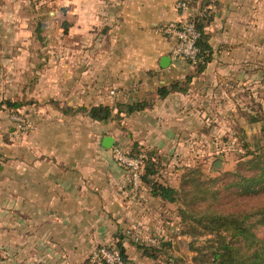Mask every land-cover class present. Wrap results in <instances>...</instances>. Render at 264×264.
I'll return each instance as SVG.
<instances>
[{
    "label": "crops",
    "instance_id": "obj_1",
    "mask_svg": "<svg viewBox=\"0 0 264 264\" xmlns=\"http://www.w3.org/2000/svg\"><path fill=\"white\" fill-rule=\"evenodd\" d=\"M178 1L52 0L67 10L71 25L65 49L8 53L2 47L0 102L21 103L18 114L33 128L19 130L0 109L1 263L91 264L101 245L120 243L139 264L144 256L134 248L137 241L164 244L174 229L181 238L173 204L145 184L134 191L130 173L114 160V146L103 139L112 136L126 149L137 145L164 160L197 130L192 118L204 119L200 80L208 69L223 68L234 87H261L264 0H211L205 30L216 65L200 74L188 61H173L175 39L159 30L179 20ZM176 82L184 88L159 95ZM144 101L150 105L120 119L116 108L108 121L88 112ZM158 180L175 187L169 177Z\"/></svg>",
    "mask_w": 264,
    "mask_h": 264
},
{
    "label": "rangeland",
    "instance_id": "obj_2",
    "mask_svg": "<svg viewBox=\"0 0 264 264\" xmlns=\"http://www.w3.org/2000/svg\"><path fill=\"white\" fill-rule=\"evenodd\" d=\"M51 1L0 0V50L3 46L8 53L13 49H65L67 35L72 30L67 10L61 8V5L58 8L53 7ZM27 58L28 55L23 53L21 59L26 61ZM211 65L216 64L208 63V66ZM211 70L214 69H208L206 77L200 78L203 99L199 102L203 121L195 122L192 118L189 125H198L197 130L182 137L180 150L169 153L161 160V177L171 178L182 194L181 200L173 204L177 215L179 208L185 207V188L189 186L184 181L186 175L190 174L195 180L226 178L229 173L235 172L237 164L248 149L264 147V82L261 87L256 83L234 87L228 82L223 68ZM254 230L258 236L264 237V225H259ZM177 232L174 229L163 238L167 240L164 244L168 248L159 252L157 259L143 255L144 257L140 256L139 264H176L178 260L191 261L194 256L193 244L204 243L209 238L201 236L196 240L183 234L179 238ZM129 234L136 238L133 232ZM162 241L157 244L137 242L143 246L159 247ZM138 245L134 248H138ZM143 252L144 249L141 250L142 254ZM2 256L3 249L0 248L1 261L4 259H1ZM96 261L94 259L91 264H96Z\"/></svg>",
    "mask_w": 264,
    "mask_h": 264
},
{
    "label": "trees",
    "instance_id": "obj_3",
    "mask_svg": "<svg viewBox=\"0 0 264 264\" xmlns=\"http://www.w3.org/2000/svg\"><path fill=\"white\" fill-rule=\"evenodd\" d=\"M190 2L197 4L196 0ZM210 2L212 3L211 0H201V6ZM211 19V11L203 16H195L196 26L201 31L198 62L195 65L197 74L203 72L213 59L209 34L205 30ZM191 79L192 76H188L185 83H189ZM182 88L184 87L176 82L170 87L160 88L159 95L165 97L171 90ZM149 105L145 101L117 104L114 108L99 105L93 106L88 112L93 119L108 121L113 119L115 108L118 111L116 118L120 119L121 113H133ZM19 106L21 103L9 99L0 102V109H7L11 115L19 113ZM125 151L131 156L145 155L142 184L149 188L153 196L161 197L171 204L181 200L182 194L176 187L158 180L161 175L160 166H163L161 157L137 145L125 148ZM227 176L211 180H195L190 174L184 177L189 186L185 188V207L178 210L182 226L180 233L196 240L201 236L209 238L204 243L193 244L194 256L191 261L178 260L176 264H264V237L258 236L254 230L255 227L264 225V147L248 149L237 164L235 172ZM138 244L140 251L144 249L143 255L155 259L159 252L168 248L163 243L159 247ZM113 246L120 250L128 264H136L129 259L122 244ZM96 264L104 263L96 261Z\"/></svg>",
    "mask_w": 264,
    "mask_h": 264
},
{
    "label": "built area",
    "instance_id": "obj_4",
    "mask_svg": "<svg viewBox=\"0 0 264 264\" xmlns=\"http://www.w3.org/2000/svg\"><path fill=\"white\" fill-rule=\"evenodd\" d=\"M212 4L201 6L198 3L193 4L190 0H179L176 4L179 12V20L171 22L159 30L172 35L175 44L171 49V58L173 61L185 60L195 66L198 62V40L201 31L195 23V16H203L212 9ZM12 120L21 131H28L33 128L31 121L18 113L12 114ZM115 160L130 173L133 190L137 191L142 184V173L144 170L145 155L131 156L126 153L125 148L119 145L113 147ZM155 242L153 239H149ZM94 258L104 264H128L119 249L111 245H101L96 251Z\"/></svg>",
    "mask_w": 264,
    "mask_h": 264
},
{
    "label": "water",
    "instance_id": "obj_5",
    "mask_svg": "<svg viewBox=\"0 0 264 264\" xmlns=\"http://www.w3.org/2000/svg\"><path fill=\"white\" fill-rule=\"evenodd\" d=\"M103 145L111 148L112 146H116L118 144L114 141V138L112 136H106L103 139Z\"/></svg>",
    "mask_w": 264,
    "mask_h": 264
}]
</instances>
